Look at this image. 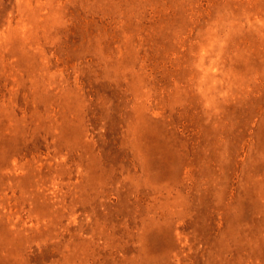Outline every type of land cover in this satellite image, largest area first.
Returning <instances> with one entry per match:
<instances>
[{"label":"rangeland","instance_id":"rangeland-1","mask_svg":"<svg viewBox=\"0 0 264 264\" xmlns=\"http://www.w3.org/2000/svg\"><path fill=\"white\" fill-rule=\"evenodd\" d=\"M0 264H264V0H0Z\"/></svg>","mask_w":264,"mask_h":264}]
</instances>
